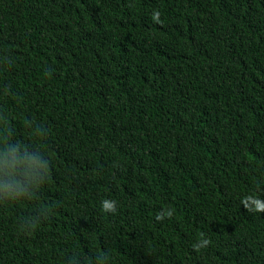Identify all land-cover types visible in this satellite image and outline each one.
<instances>
[{
	"label": "trees",
	"instance_id": "16d2710c",
	"mask_svg": "<svg viewBox=\"0 0 264 264\" xmlns=\"http://www.w3.org/2000/svg\"><path fill=\"white\" fill-rule=\"evenodd\" d=\"M247 197L264 0H0V264H264Z\"/></svg>",
	"mask_w": 264,
	"mask_h": 264
},
{
	"label": "clouds",
	"instance_id": "9594fccd",
	"mask_svg": "<svg viewBox=\"0 0 264 264\" xmlns=\"http://www.w3.org/2000/svg\"><path fill=\"white\" fill-rule=\"evenodd\" d=\"M153 19L157 22V23H162V21L160 20V12L156 11L153 14ZM7 147V145L5 146ZM18 147H20V145H18ZM24 151L27 153V148L24 149ZM25 164L27 167L35 169L40 167V165L38 164L37 160H35L31 154L28 155L27 160L25 161ZM44 167V171L47 174V168H48V163L47 161L45 162V164L43 165ZM25 175H29L28 173H25ZM9 176H11V183L15 184L16 187L20 190L17 194L18 195H24L26 193V189L23 187V185L20 183V181H18L15 178V175L13 174V170H9ZM34 178V176H33ZM31 182V180L29 181ZM37 187L39 186L38 184L36 185ZM5 190L6 191H11V185H5ZM244 207L246 210L248 211H254V212H261L264 213V201H261L259 199L253 198V197H247L244 201H243ZM254 205V207L252 206ZM102 208L105 212H115L116 211V203L115 201H109V200H104L102 202ZM168 216H171L172 213L168 212L167 213ZM163 219V215L157 216V220ZM211 242L208 239H203L200 243L194 245V249L196 251H199L201 248L206 247L207 245H209Z\"/></svg>",
	"mask_w": 264,
	"mask_h": 264
}]
</instances>
